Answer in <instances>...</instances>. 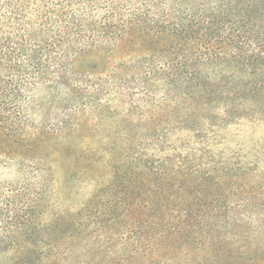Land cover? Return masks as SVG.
I'll use <instances>...</instances> for the list:
<instances>
[{
	"label": "trees",
	"instance_id": "trees-1",
	"mask_svg": "<svg viewBox=\"0 0 264 264\" xmlns=\"http://www.w3.org/2000/svg\"><path fill=\"white\" fill-rule=\"evenodd\" d=\"M120 45L129 60L98 75L76 69L87 54ZM42 89L65 105L46 139L69 136L80 123L97 127L130 104L115 125L136 133L137 148L108 162L120 191L95 220H46L49 168L38 164L43 154L24 158L41 148L29 134L27 104ZM214 112L215 125L264 121V0H0V162L21 169L0 183V264H77L80 251H98L86 245L90 225H113L121 219L115 210L141 198L144 212L124 226L116 255L103 250L82 264H264V218L229 216L228 206L242 202L264 210V196L237 168L198 167L190 156L160 159L140 148ZM169 113L172 121L160 127Z\"/></svg>",
	"mask_w": 264,
	"mask_h": 264
},
{
	"label": "rangeland",
	"instance_id": "rangeland-1",
	"mask_svg": "<svg viewBox=\"0 0 264 264\" xmlns=\"http://www.w3.org/2000/svg\"><path fill=\"white\" fill-rule=\"evenodd\" d=\"M130 56L132 55L129 48L121 45L115 48L110 46L82 57L76 69L83 74L98 75L105 69H111L120 62L129 60ZM161 95L163 96V92L159 93V96ZM55 97L50 90L42 89L27 104V114L32 124L31 128L29 127V134L32 138L40 140L41 148H35L34 157L24 158L31 161V158H37L36 156L43 154V161L38 164L47 165L49 168L46 173L51 174L50 184L53 192L48 195L51 197L52 207L47 210L46 220L57 216L64 220L79 214L83 219L93 216L91 220H95L98 212H108V202L116 198L117 191H120L117 186L112 187L113 175L109 171L108 162L115 160L122 153L137 148L135 144L138 141L133 140L136 133L131 131L125 133L115 125L121 123L122 114H127L126 110L130 108V104L119 105L115 111L121 116L107 117L97 127L94 126L96 121H91L93 127H85L83 123H80L79 126H75L69 136H67L68 131L65 134L50 133L46 139L44 135L50 132L49 128L64 115L62 110L65 105L58 102ZM173 116L169 113L168 116L162 117L159 126H165L172 121ZM211 119L207 120L208 122L202 121L194 128L188 127L189 123L183 124L182 128L171 130L173 134L168 132L170 136L164 137L163 143L157 145L154 139L156 142L153 141L152 144L155 146L142 144L140 148H148L147 152L150 156L155 154L160 159L172 158L170 156H182L180 159H188L190 156L189 160L198 167L212 164L211 168L215 169L213 167L229 163L232 168H237L244 182L253 184L256 192L264 196V121L236 120L226 122L224 125H215L216 123ZM131 121L140 129L137 124L139 119L132 118ZM139 134L145 139L147 132L142 130ZM156 148H162L165 151L160 152ZM20 171L19 166L11 168L0 162V183L12 182L19 177ZM131 194L133 193L129 195L130 200L133 197ZM140 196L143 195L140 194ZM234 198L239 200L237 196ZM130 200L124 199L123 205L131 203ZM142 202L141 198L135 208L129 206L118 209L119 211L115 210L113 214L121 219L113 225L112 223L103 225L99 230L95 229L94 225H90L86 245L98 251L85 254L80 251L77 264H82L84 257H93L103 250H110L109 254L116 255L114 248L125 241L119 237L124 226L131 225L132 214L138 218L144 212L141 207ZM94 204L96 207L92 208ZM97 207L99 211L96 210ZM228 207L231 208L230 218L239 219L244 213H253L259 220L264 218V210L262 213L254 211L243 202L241 208H237L238 205L234 208ZM221 214L225 215V211ZM115 216L109 215L104 218V221ZM125 216H129V219H123ZM261 224L264 226V222ZM244 230H247V226L241 232ZM61 263L72 264L68 259ZM46 264H49V261Z\"/></svg>",
	"mask_w": 264,
	"mask_h": 264
}]
</instances>
